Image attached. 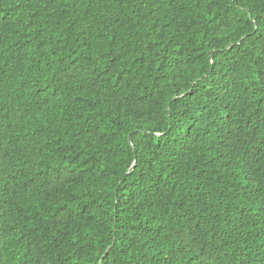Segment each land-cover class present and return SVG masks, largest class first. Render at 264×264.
Listing matches in <instances>:
<instances>
[{
  "label": "trees",
  "instance_id": "trees-1",
  "mask_svg": "<svg viewBox=\"0 0 264 264\" xmlns=\"http://www.w3.org/2000/svg\"><path fill=\"white\" fill-rule=\"evenodd\" d=\"M0 264H264V0H0Z\"/></svg>",
  "mask_w": 264,
  "mask_h": 264
}]
</instances>
